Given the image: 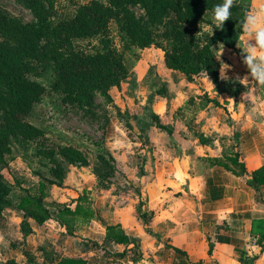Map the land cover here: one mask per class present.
<instances>
[{
	"label": "rangeland",
	"instance_id": "obj_1",
	"mask_svg": "<svg viewBox=\"0 0 264 264\" xmlns=\"http://www.w3.org/2000/svg\"><path fill=\"white\" fill-rule=\"evenodd\" d=\"M89 1L56 0L52 11L57 18L65 17ZM177 1L186 8L194 0ZM239 1L250 5L246 17H251L255 10L251 7V0ZM129 7L143 23H148V14L140 0H132ZM0 9L32 24L36 28L40 48H46L47 40L42 30L53 18L49 21L39 19L25 0H0ZM205 19L215 22L213 14H207ZM201 25L203 36L208 35L212 30L210 24L202 22ZM249 28L246 26L244 32H249ZM106 37L109 46L122 54L128 76L107 91L91 89L81 105L72 104L61 92L48 90L26 116L27 120L44 130V136L23 145L16 139L10 141L11 158L2 168L3 183L0 185L2 214L10 223H0V231L7 232L5 236L0 233L1 248L17 243L13 239L17 223L13 211L19 198L27 189L35 191L40 179L51 177L49 168L55 161L62 162L66 169L60 184L48 183L45 188V204L51 211V218L56 220L58 209L73 204L79 189L94 194V190L85 187L108 191L105 193L106 206L137 205L139 201L145 204V194L141 189L145 190L148 182L141 183L138 177L158 172L164 175L174 168L197 174L207 167L208 156L225 160L228 155L239 152L243 158L244 149L254 144L251 139L253 130L257 133L253 134L257 145L264 144V70L254 71L258 61L263 59L259 55L260 47L255 51L257 56L251 52V57H248L247 54L237 55L236 47L215 45L214 53L225 80L222 84L213 85L205 75L189 81L179 71L169 72L163 61V51L156 45L145 48L128 46L114 20L109 22ZM103 39L99 34L76 40L74 45L85 52H94L104 49ZM162 42L168 44L167 40ZM251 49L254 51L253 47ZM250 69L251 75H244ZM31 77L49 88L52 70L40 69ZM207 96L218 100L220 105L208 101ZM121 124L122 128L135 132L134 136L130 133L134 138L132 150L123 145L131 143V140L117 130ZM4 125L5 120L0 115V129ZM107 142L122 149L115 153L118 160L109 156L105 148ZM73 149L81 153L80 160L64 158L63 153L70 154ZM147 151L153 153L152 160L146 156ZM174 156L179 159L175 166L171 165ZM90 204L94 205L93 198ZM87 222L79 217L74 221L75 228H82ZM72 236L66 229L57 228V235L53 237L71 247ZM253 240L257 241V238ZM17 241L19 245L22 243ZM23 249L32 259V264H41L38 260L42 255L41 248L34 252ZM99 252L100 256L107 255L102 250ZM135 254L139 257L138 252ZM241 261H251V255L246 259L242 256ZM2 262L0 260V264Z\"/></svg>",
	"mask_w": 264,
	"mask_h": 264
},
{
	"label": "trees",
	"instance_id": "obj_2",
	"mask_svg": "<svg viewBox=\"0 0 264 264\" xmlns=\"http://www.w3.org/2000/svg\"><path fill=\"white\" fill-rule=\"evenodd\" d=\"M25 1L39 19H53L42 30L47 40V46L42 50L36 28L32 24L0 9V115L5 120L4 127L0 129V185L3 183L2 168L7 166L11 158V139L23 145L44 136V130L27 120L26 116L48 90L61 92L72 104L81 105L91 89L107 91L128 76L122 54L109 46L106 37L110 20L117 23L128 46L145 48L156 45L163 51L166 68L183 73L189 81L200 75L209 77L214 84L221 81L219 62L214 53L215 45L236 47L237 55L245 54L237 47V42L244 31L250 5L239 0H194L186 8L177 0H140L148 14L147 24L130 9L132 0H90L76 7L71 15L61 18L55 17L52 11L56 0ZM221 10L225 12L223 19L218 15ZM207 14H213L215 22L206 20ZM202 22H208L212 29L206 36H203ZM99 34L104 38L103 50L85 52L74 45L76 40ZM160 39L167 40L168 44ZM45 68L52 70L49 88L31 77ZM207 100L220 105L214 98L207 96ZM63 154L65 159L82 158L77 149H73L70 154ZM109 156L112 158L111 154ZM206 159L209 160L207 167L222 166L232 174L244 177L247 185L254 189L264 184V163L249 171L239 152L228 155L226 161L211 156ZM49 170L51 177L40 179L35 191L27 189L16 204L23 213L21 231L25 235L32 231L27 216L39 225H43L52 216L44 204L45 188L48 183L60 184L66 169L62 162L55 161ZM140 207L141 203H138L137 213L146 222L148 215L141 213ZM2 212L0 204V223L4 220ZM79 217L83 221L95 217L86 192L73 199V204L58 209L56 219L72 234L75 230L74 221ZM105 232V238L113 242L129 241L120 224L106 225ZM252 232L259 234L256 243L263 251L264 218L255 220ZM174 249L183 253L180 249ZM257 257L251 256V261L245 264H252ZM3 264L20 263L9 259ZM52 264H87V260L82 257H62Z\"/></svg>",
	"mask_w": 264,
	"mask_h": 264
},
{
	"label": "crops",
	"instance_id": "obj_3",
	"mask_svg": "<svg viewBox=\"0 0 264 264\" xmlns=\"http://www.w3.org/2000/svg\"><path fill=\"white\" fill-rule=\"evenodd\" d=\"M251 3V7L255 9L254 14L246 17L245 22V27L250 26L249 32L241 33L237 47L248 57H251V52L256 55L257 48L262 49L259 55L263 59L258 61L254 70L259 71L264 70V0H251ZM251 22H254L252 27ZM251 47L254 51H251ZM168 71L177 72L171 69ZM254 71L253 73H258ZM244 75L250 76L251 69ZM220 77L219 83L212 84L224 83L225 77H222L221 72ZM136 121L139 122L137 117ZM122 126L123 124L119 125L117 130L131 140V143L125 142L123 145L127 150H132L134 138L130 133L134 136L135 132ZM255 132L251 131L254 144H251V148L244 149L241 158L249 171L264 163V144L257 145L253 135H257ZM111 144L107 142L105 148L112 158L118 160L115 153L122 149ZM152 154L150 151L146 152L151 160ZM154 159L157 160L158 157ZM178 160L174 156L171 165L175 166ZM138 178L141 183L148 182L145 190L141 189L145 194V204L139 201L140 212H149L146 222L138 215L136 205L106 206L105 193H109L108 191L85 187L95 191V194L86 192L90 200L93 198L95 206H91L95 217L70 234L73 235L71 247L53 237L57 235V228L65 231L57 219L50 218L46 220V225H39L27 216L26 220L32 231L23 234V213L16 207L13 211L17 221L13 239L22 243L0 247V260L4 262L14 259L20 264H32V259L24 253V247L33 252L41 248L42 255L38 257L41 264H52L62 257H82L87 260V264H245L241 257L246 259L249 255H258L252 264H264V250L261 251L253 240L259 234L252 232L255 220L264 218V184L254 189L247 185L244 177L236 176L217 165L203 168L197 174H188L186 170L174 168L168 174L161 175L158 172ZM82 190L79 189V194ZM46 198L47 193L44 204ZM3 215L5 216L4 213ZM1 223L10 222L5 216ZM113 224H120L129 237L127 243H116L105 238V226ZM0 233L3 236L7 234L5 230ZM262 241L264 243V237ZM100 250L107 255L100 256Z\"/></svg>",
	"mask_w": 264,
	"mask_h": 264
},
{
	"label": "clouds",
	"instance_id": "obj_4",
	"mask_svg": "<svg viewBox=\"0 0 264 264\" xmlns=\"http://www.w3.org/2000/svg\"><path fill=\"white\" fill-rule=\"evenodd\" d=\"M229 2H230V0H229ZM218 15H219V17H220L221 19H223V18L225 17V12H224L223 10H221V11L218 13Z\"/></svg>",
	"mask_w": 264,
	"mask_h": 264
}]
</instances>
